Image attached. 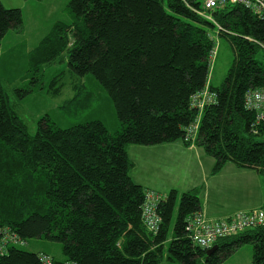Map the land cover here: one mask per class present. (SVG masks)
I'll return each mask as SVG.
<instances>
[{"label":"trees","instance_id":"16d2710c","mask_svg":"<svg viewBox=\"0 0 264 264\" xmlns=\"http://www.w3.org/2000/svg\"><path fill=\"white\" fill-rule=\"evenodd\" d=\"M202 1L70 0L72 21L57 22L29 53L31 70L40 75L27 89L0 79V228L26 245L57 243L64 257L9 246L0 264H44L42 256L50 264H224L244 244L254 247L252 263L264 264V227L219 240L208 255L188 230V219L202 212L201 189L159 195L131 177L130 146L181 141L215 160L213 174L234 163L256 170L264 182V127L254 132L255 112L245 107L247 92L264 88L258 58L264 20L229 5L209 11L211 21L200 14ZM22 26V10L0 0V43ZM218 36L230 42L234 59L215 87L210 76ZM66 56L71 74L91 76L72 86L67 105L99 84L120 121L115 133L101 120L63 129L47 118L30 133L18 110L46 67ZM52 74L45 90L58 96L64 72ZM206 92L213 100L194 106L193 97ZM196 121V140L188 142ZM147 193L160 197L157 233L143 219Z\"/></svg>","mask_w":264,"mask_h":264},{"label":"rangeland","instance_id":"374dc122","mask_svg":"<svg viewBox=\"0 0 264 264\" xmlns=\"http://www.w3.org/2000/svg\"><path fill=\"white\" fill-rule=\"evenodd\" d=\"M3 1L5 2L4 6L6 8H18L22 10L23 26L19 31L12 29L0 43V56H3L2 66H0V79L7 85L10 84L9 82L13 83L15 81L14 85L10 87L27 89L31 78L40 75L39 72L31 70L29 53L38 46L40 41L51 31L57 22L62 21L68 23L72 21L71 13L68 11L67 7L70 0ZM210 33L214 35L216 31L210 29ZM216 40L217 55L210 76L212 84L215 87L221 85L234 59V51L230 42L226 38H221L219 36ZM258 58L264 60L263 45ZM67 63L68 59L66 56L65 62L62 64L46 67L45 76L41 78L39 83L33 85L32 92L25 98L18 110L19 115L28 126L30 133L34 135L37 132L38 122L43 118L50 119L63 129L85 122L101 120L111 133L118 131L120 129V121L115 107L108 94L99 84H97V89L92 95L83 93L74 103L67 105V103L74 98L72 86L74 84L78 85L81 82L84 83L88 77H91L86 76L82 78L75 74H71L67 69ZM56 71L64 72V88L60 95L53 96L46 92V86H44V84L49 82L53 76L52 73ZM93 82L96 83V81ZM39 87L42 88L39 89ZM87 90L88 92L91 91L90 89ZM259 139L264 140V136H260ZM150 150L148 146L132 145L129 147V156L135 163V167L137 166L138 168V171L132 172L131 177H133V174L138 177L142 169L148 170L149 168H153L155 170L151 165L147 166V163L152 157L149 153ZM175 156H181V151ZM175 156L173 158V165L161 171V177H163L164 184L167 186L170 185L175 187L177 184L180 185L183 174L192 170V166L190 165L186 167L179 166L181 161L177 160L175 162ZM168 158L169 156L164 158L165 162L166 160L168 161ZM153 159L157 160V158ZM139 162H141L140 165ZM163 164L164 163H162L161 166ZM146 173L149 175L148 171H146ZM177 191H179V193L185 192L180 191L179 188ZM200 214V217L197 218L200 225L188 229L190 239L196 246H199L198 239H195L198 235L199 228L203 227V224L207 226L209 223L214 222L213 224H215L217 221L209 218L203 212V209ZM148 217H150V214H148ZM204 236L205 234L201 235L200 239L204 238ZM22 248L34 253L50 250L49 253L55 256L56 259L62 260L64 258L61 246L53 242L33 239L28 240V245ZM253 252L254 247L252 244H244L240 246L224 264H253Z\"/></svg>","mask_w":264,"mask_h":264},{"label":"crops","instance_id":"0c3cea01","mask_svg":"<svg viewBox=\"0 0 264 264\" xmlns=\"http://www.w3.org/2000/svg\"><path fill=\"white\" fill-rule=\"evenodd\" d=\"M1 1L5 4L3 0ZM2 58L1 55L0 65ZM149 149L152 157L147 166L151 165L155 170L142 169L138 177L133 174V180L148 190L167 194L170 190H178V188L185 192L200 188L203 212L214 220L227 218L241 211L260 209L264 205V182L254 169L239 168L234 163H228L221 172L213 174L215 160L202 148L195 145L187 148L181 141L149 146ZM180 151L181 156H175ZM167 156L169 158L165 162L164 158ZM174 156L175 162L181 161L179 166H192L191 171L183 174L180 185L177 184L175 187L165 185L161 177V171L173 165ZM162 163L164 164L161 166ZM135 171H138L137 166L133 172Z\"/></svg>","mask_w":264,"mask_h":264},{"label":"built area","instance_id":"2783aa9c","mask_svg":"<svg viewBox=\"0 0 264 264\" xmlns=\"http://www.w3.org/2000/svg\"><path fill=\"white\" fill-rule=\"evenodd\" d=\"M204 10L200 12L201 16L213 21L212 16L208 13L218 9H223L229 5H241L250 10L254 15L264 20V0H203ZM264 46V44H261ZM216 55V52H215ZM214 55V56H215ZM193 105H202L213 100V95L206 92L203 96L196 95L193 97ZM202 102H200V101ZM201 106V107H202ZM245 107L255 112V122L253 123L254 132L257 133L260 127H264V88H255L247 92L245 96ZM199 130V122L196 121L187 130L186 141L193 142L196 140L197 131ZM160 197L154 193H147V203L144 210V222L149 231L157 233L160 228L161 219L154 214V210L160 203ZM201 212L195 213L188 219V229L199 224L197 218ZM150 214V217H148ZM214 223V222H213ZM209 223L207 226L199 228L198 235L195 239L199 246L209 249L216 245L219 240L227 237L239 235L241 233L259 229L264 227V209H253L238 212L230 217L217 220L215 224ZM195 234V233H194ZM205 234L204 238L201 235ZM0 256L3 255L9 246H25L27 243L21 240L17 235L10 234L6 230L0 228ZM200 239V240H199ZM44 264H50V258L41 257Z\"/></svg>","mask_w":264,"mask_h":264},{"label":"water","instance_id":"95a60500","mask_svg":"<svg viewBox=\"0 0 264 264\" xmlns=\"http://www.w3.org/2000/svg\"><path fill=\"white\" fill-rule=\"evenodd\" d=\"M217 249H218V246L215 245V246H213L212 248L208 249L207 254H208V255H211V254L214 253Z\"/></svg>","mask_w":264,"mask_h":264},{"label":"bare ground","instance_id":"6f19581e","mask_svg":"<svg viewBox=\"0 0 264 264\" xmlns=\"http://www.w3.org/2000/svg\"><path fill=\"white\" fill-rule=\"evenodd\" d=\"M160 224H161V222H160Z\"/></svg>","mask_w":264,"mask_h":264}]
</instances>
